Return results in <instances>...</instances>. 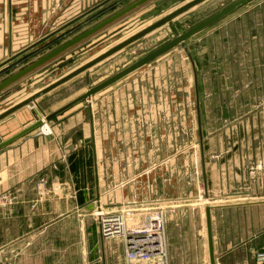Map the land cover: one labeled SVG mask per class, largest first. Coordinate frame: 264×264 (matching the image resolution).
<instances>
[{"label":"rangeland","instance_id":"obj_1","mask_svg":"<svg viewBox=\"0 0 264 264\" xmlns=\"http://www.w3.org/2000/svg\"><path fill=\"white\" fill-rule=\"evenodd\" d=\"M131 1L74 0L73 6L81 11L77 16L80 19L76 17L78 20L71 27L57 34L47 35L41 43L22 52L15 61L0 69V79ZM188 1L190 0L154 1L1 94L0 113ZM234 1L236 0H205L178 16L173 23L180 33H184ZM226 21L241 23L248 30L255 31L257 35L248 41L249 46L246 48L248 50L244 48L241 50L237 45V48L227 56L218 59L215 54V57H212L211 50L216 47L218 38L223 35ZM65 23L66 21H63L60 26ZM260 32H264V0H251L187 38L185 45L179 43L173 46L100 89L92 98L83 99L51 119H47V115L56 109L174 39L177 36L175 29L167 23L43 94L36 101L26 105L22 111H26L32 117L30 121L32 123L43 119L42 125L45 128L44 123H47L48 132L57 131L66 138H79L82 137L81 123L89 120L90 111L96 107L98 108L96 121L100 123L96 135L99 139H103L106 133L104 128L106 105H113L118 113L116 121H120L119 107L126 102L133 107L126 106L130 109L124 110L130 112V115L133 114L128 122L130 137L136 136L138 126L142 125L145 128L147 123L154 119L155 124L160 127V130L156 131L159 132L156 136L167 141L170 139L169 144L149 147L145 153V160L142 157L138 161L137 155L129 160L132 173L135 175L134 172L143 171L176 154L179 165L178 180H182L181 184L184 188L185 185L193 188L196 186L193 180L198 177L201 186L195 194L196 197L191 201L200 202L199 205L203 207L207 203L204 200L203 171L200 163L196 169L191 162L195 161V155L200 159L201 137L208 142L207 148L211 160L223 154L226 156L225 160H230L231 167H235L227 180L229 186L234 185L235 189L244 191L253 187L255 180L261 182L264 178V78H256V75H264V61L260 60L262 51L257 45L259 37L264 35ZM191 57L196 67L197 84ZM224 60L228 62L220 66L219 64ZM217 75L224 76L219 80L216 78ZM143 90L150 91L147 100L141 97L142 93H140L135 98L133 95H130V98H123L125 101L121 102V92L126 96L129 92H143ZM197 92L202 128L199 122ZM147 101L154 104L153 109H148L144 105V103L148 104ZM9 119L6 121L8 124L16 118ZM138 120L141 122L136 125ZM42 125L36 129L42 128L47 131ZM131 126H134V129H131ZM17 129L18 127L10 131L13 133ZM117 132L121 133L119 130ZM123 134L128 136L125 131ZM129 149L130 153L137 154L141 152L142 147L132 142ZM260 156L262 159H257ZM256 159L262 161L257 162ZM258 166L263 173H254ZM213 170L215 171L216 168L213 167ZM213 196L215 197L216 194ZM244 199L249 200L240 198V201H247ZM105 201L103 194V197L101 195V198L97 199L96 207L81 209V217H88L89 221L99 225L101 217L96 214L99 208L105 210L113 208L108 207ZM209 203L216 202L210 200ZM161 205L166 209L169 218L170 211L167 204ZM55 230L47 233V236H42V240L39 241L28 242L23 233L16 242H3L2 239L0 264H89L88 251L85 250L86 226H82L80 234L70 225L63 226V233L61 226ZM106 239L123 242L120 236Z\"/></svg>","mask_w":264,"mask_h":264},{"label":"crops","instance_id":"obj_2","mask_svg":"<svg viewBox=\"0 0 264 264\" xmlns=\"http://www.w3.org/2000/svg\"><path fill=\"white\" fill-rule=\"evenodd\" d=\"M73 3L74 0H0V69L41 43L47 35L57 34L76 23L81 11ZM63 21L66 23L60 26ZM229 21L224 23L223 35L211 50L212 57H225L237 45L241 50H248V41L257 35L241 23ZM258 42L262 51L260 60L264 61V35ZM194 75L196 83L195 66ZM222 76L216 78L220 80ZM259 77L264 75H256ZM140 93L145 100L150 96L148 90L129 92L126 96L121 92V102ZM147 103L144 105L148 109L154 108V104ZM126 106L130 105L126 102L120 105V121H116V109L112 104L106 105L103 139L96 135L100 123L96 121L98 108L95 107L90 111L89 120L81 123L82 137L66 138L57 131L48 132L46 127L47 131L38 128L0 149V244L2 239L16 242L22 233L28 242L39 241L60 226L63 233L64 225L72 226L80 234L82 226H86L85 250L89 264H126L123 242L104 239L100 224L81 217V209L96 207L97 199L104 194L106 205L118 209L167 204L171 264H211L207 206H212L216 264L260 263L259 254L264 251V178L261 182L255 180L254 186L244 191L229 186L227 180L235 167H231L223 154L211 160L208 142L203 139L200 159L193 155L195 161H191L196 169L200 163L203 171L204 200L207 201L203 207L200 202L191 201L201 186L198 177L193 180L196 184L193 188L190 185L184 188L182 180H178L176 154L134 175L129 160L136 155L138 161L142 157L145 160L149 147L169 144L170 139L156 136L160 127L154 119H146L150 121L147 126H138L136 136L130 137L128 122L133 114L124 110L132 106ZM23 108L0 121V143L32 124V117ZM198 113L202 128L200 101ZM13 117L16 119L6 123ZM132 142L142 147L140 153H130ZM259 170L260 166L254 173H263ZM240 198L249 200L240 201ZM210 200L216 203H209Z\"/></svg>","mask_w":264,"mask_h":264},{"label":"water","instance_id":"obj_3","mask_svg":"<svg viewBox=\"0 0 264 264\" xmlns=\"http://www.w3.org/2000/svg\"><path fill=\"white\" fill-rule=\"evenodd\" d=\"M156 0H132L131 2L127 3L126 5L122 6L121 8L115 10L114 12L110 13L109 15L105 16L98 22L94 23L90 27L78 32L74 36L70 37L69 39L63 41L53 49L45 52L44 54L34 58L33 60L29 61L19 69L13 71L12 73L6 75L2 79H0V95L6 92L7 90L14 87L16 84L20 83L21 81L25 80L29 76L33 75L34 73L38 72L39 70L47 67L48 65L52 64L53 62L59 60L63 56L67 55L77 47L81 46L82 44L86 43L87 41L95 38L96 36L102 34L109 28L115 26L116 24L120 23L121 21L125 20L126 18L130 17L134 13L138 12L139 10L145 8L149 4L153 3ZM205 0H190L187 3L183 4L182 6L176 8L175 10L169 12L168 14L164 15L163 17L157 19L153 23L149 24L148 26L144 27L143 29L139 30L138 32L134 33L133 35L127 37L126 39L120 41L107 51L101 53L94 59L90 60L89 62L85 63L84 65L80 66L79 68L75 69L74 71L66 74L62 78L58 79L57 81L53 82L52 84L48 85L47 87L41 89L40 91L34 93L30 97L16 103L15 105L9 107L5 111L0 113V121L7 118L11 114L15 113L19 109L25 107L26 105L30 104L31 102L36 101L40 96L43 94L51 91L52 89L56 88L57 86L63 84L64 82L70 80L74 76L80 74L81 72L91 68L92 66L96 65L97 63L107 59L108 57L112 56L116 52L120 51L124 47L128 46L129 44L135 42L136 40L140 39L141 37L153 32L154 30L158 29L159 27L170 23L176 32V37L167 43L161 45L160 47L156 48L155 50L151 51L138 61L132 63L128 67L122 69L118 73L112 75L108 79L102 81L101 83L95 85L82 95L76 97L75 99L71 100L70 102L66 103L65 105L61 106L60 108L56 109L49 115H47V119H51L52 117L58 115L59 113L63 112L64 110L70 108L74 104L78 103L79 101L92 98L93 94L99 91L100 89L104 88L105 86L109 85L110 83L116 81L117 79L121 78L122 76L126 75L127 73L133 71L134 69L140 67L144 63L148 62L149 60L157 57L158 55L164 53L165 51L169 50L173 46L183 43L185 45V40L192 36L193 34L199 32L200 30L204 29L205 27L209 26L210 24L214 23L215 21L219 20L220 18L226 16L227 14L231 13L232 11L236 10L237 8L241 7L242 5L248 3L251 0H236L227 7L221 9L214 15L208 17L207 19L201 21L197 25L193 26L192 28L188 29L184 33H180L174 23L173 20L176 19L178 16L182 15L183 13L187 12L188 10L194 8L195 6L199 5L200 3L204 2ZM190 54V53H189ZM192 59V57H191ZM197 84V78H196ZM197 90V85H196ZM197 102L199 106V96L197 92ZM200 115V113H199ZM43 119L37 120L28 127L24 128L23 130L19 131L18 133L12 135L11 137L5 139L0 143V149L12 141L16 140L17 138L21 137L22 135L32 131L42 125ZM202 140V137H201ZM212 206L206 207V219H207V227H208V241H209V251H210V262L211 264H216V258L214 253V237H213V226H212V213H211ZM264 253V251H263ZM264 264V261L258 263Z\"/></svg>","mask_w":264,"mask_h":264},{"label":"built area","instance_id":"obj_4","mask_svg":"<svg viewBox=\"0 0 264 264\" xmlns=\"http://www.w3.org/2000/svg\"><path fill=\"white\" fill-rule=\"evenodd\" d=\"M99 209L100 234L104 239L122 237L126 264H171L162 205ZM258 259L264 261V253Z\"/></svg>","mask_w":264,"mask_h":264},{"label":"bare ground","instance_id":"obj_5","mask_svg":"<svg viewBox=\"0 0 264 264\" xmlns=\"http://www.w3.org/2000/svg\"><path fill=\"white\" fill-rule=\"evenodd\" d=\"M44 125H45L46 127H48V126H47V123H45ZM43 128H44V126H43Z\"/></svg>","mask_w":264,"mask_h":264}]
</instances>
